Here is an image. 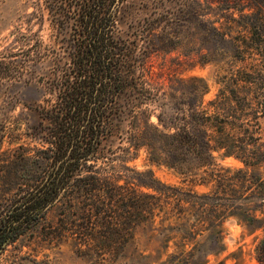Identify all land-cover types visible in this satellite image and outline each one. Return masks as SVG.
I'll return each instance as SVG.
<instances>
[{"label": "trees", "instance_id": "16d2710c", "mask_svg": "<svg viewBox=\"0 0 264 264\" xmlns=\"http://www.w3.org/2000/svg\"><path fill=\"white\" fill-rule=\"evenodd\" d=\"M19 21L0 49V85L35 83L47 95L26 134L50 149L49 166L0 219V250L62 190L81 192L83 179L91 194L114 179L118 158L104 149H123L121 161L144 149L148 161L209 186L197 193L139 174L142 185H162L144 198L162 201L158 213L173 219L178 246L204 232L218 244L235 216L262 232L255 250L264 264V0H42ZM175 50L220 66L215 93L202 77L158 78L152 56ZM226 158L240 165H220Z\"/></svg>", "mask_w": 264, "mask_h": 264}, {"label": "rangeland", "instance_id": "374dc122", "mask_svg": "<svg viewBox=\"0 0 264 264\" xmlns=\"http://www.w3.org/2000/svg\"><path fill=\"white\" fill-rule=\"evenodd\" d=\"M40 1L0 0V49L20 23L19 19L33 11ZM199 1L204 5L205 0ZM152 62L156 75L165 84L180 78L202 77L210 87L208 96L220 86L216 76L222 72L220 66L202 62L194 53L158 52L152 56ZM46 97L35 83L0 85V219L46 176L50 149H41L46 144L26 134L28 127L40 120L36 107ZM104 151L108 160L118 158L114 161L116 167L109 170L115 178L103 180L91 194H87L91 186L83 179L79 183L81 192L69 196L62 190L58 201L3 245L0 264H217L220 261L259 264L255 248L262 232L252 231L235 216L223 222V238L218 244L204 232L191 243L178 246L180 237L170 227L174 225L173 219L162 222L163 216L158 213L157 205L162 201L144 198V193L155 194L162 185H142L139 174L150 170L164 185L182 190L192 188L197 193L207 192L209 186L191 185L185 174L148 161L144 149L128 161H121L123 149ZM218 162L223 166L240 165L233 158ZM104 164L96 165L104 168L103 177L108 176ZM92 170H83L81 176ZM93 204H104L107 211L100 215L88 212L87 208L93 209ZM148 208L153 212L145 217L144 209Z\"/></svg>", "mask_w": 264, "mask_h": 264}, {"label": "water", "instance_id": "95a60500", "mask_svg": "<svg viewBox=\"0 0 264 264\" xmlns=\"http://www.w3.org/2000/svg\"><path fill=\"white\" fill-rule=\"evenodd\" d=\"M51 204H48L46 207H45V209L47 208V207H49Z\"/></svg>", "mask_w": 264, "mask_h": 264}]
</instances>
